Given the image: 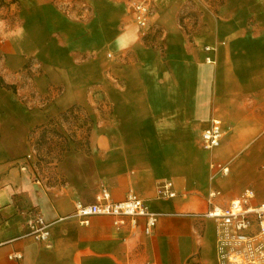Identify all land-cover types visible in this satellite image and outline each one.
I'll return each mask as SVG.
<instances>
[{"label": "crops", "instance_id": "0c3cea01", "mask_svg": "<svg viewBox=\"0 0 264 264\" xmlns=\"http://www.w3.org/2000/svg\"><path fill=\"white\" fill-rule=\"evenodd\" d=\"M0 77L15 86L0 87V264H218L202 213L245 190L264 203V0H0ZM26 123L87 147L46 163L24 152ZM103 188L159 213L151 232L143 216H72ZM37 213L46 241L25 235Z\"/></svg>", "mask_w": 264, "mask_h": 264}, {"label": "built area", "instance_id": "2783aa9c", "mask_svg": "<svg viewBox=\"0 0 264 264\" xmlns=\"http://www.w3.org/2000/svg\"><path fill=\"white\" fill-rule=\"evenodd\" d=\"M136 24L142 30L148 27L150 6L147 2H134L131 4ZM209 50V48H206ZM207 61L210 62L209 59ZM223 131L221 122L213 119L210 125L202 132V144L207 150H211L220 144ZM31 155H27L30 159ZM226 174L227 167L219 168ZM172 183L167 182L160 186L159 192L169 197L175 193L171 191ZM215 196L212 192L209 198ZM253 197L251 190H245L240 197L232 200L228 206L212 207L202 213L213 218L216 222V241L218 264H261L264 262V203L257 206H249V200ZM198 214V213H194ZM91 215L129 216L133 223L139 216L145 217V233H150L156 225L159 213L149 210L145 202L135 193H129L127 197L118 202L110 199L109 192L103 188L96 196L92 204L75 203L72 216L82 217L83 223H87V217ZM117 223H123L118 219ZM52 223L40 214H33L27 220L26 236H31L40 241H46L50 235ZM256 228L253 233L251 228Z\"/></svg>", "mask_w": 264, "mask_h": 264}, {"label": "rangeland", "instance_id": "374dc122", "mask_svg": "<svg viewBox=\"0 0 264 264\" xmlns=\"http://www.w3.org/2000/svg\"><path fill=\"white\" fill-rule=\"evenodd\" d=\"M217 1L219 2L222 0H216V2ZM24 102L27 103L25 100ZM31 107L32 106L25 104L26 115L28 111H31ZM78 125L79 124H75L77 128ZM25 130L24 152L33 151L35 156L36 154H39L41 159L46 163L62 159V155L66 150L87 147V139L81 140L72 137L74 136V131H70L69 127L62 129L57 127L56 124L53 126H47L46 124V126L34 125L27 127L26 123ZM22 156L25 155H19L18 158H21ZM261 264H264V262Z\"/></svg>", "mask_w": 264, "mask_h": 264}, {"label": "trees", "instance_id": "16d2710c", "mask_svg": "<svg viewBox=\"0 0 264 264\" xmlns=\"http://www.w3.org/2000/svg\"><path fill=\"white\" fill-rule=\"evenodd\" d=\"M0 87L6 88V89H11V90L15 91V86L8 85V84L4 83L2 77H0Z\"/></svg>", "mask_w": 264, "mask_h": 264}]
</instances>
